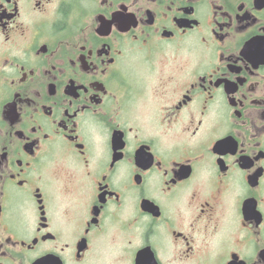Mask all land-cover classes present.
Listing matches in <instances>:
<instances>
[{
	"label": "flooded vegetation",
	"instance_id": "af4514ba",
	"mask_svg": "<svg viewBox=\"0 0 264 264\" xmlns=\"http://www.w3.org/2000/svg\"><path fill=\"white\" fill-rule=\"evenodd\" d=\"M0 264H264V0H0Z\"/></svg>",
	"mask_w": 264,
	"mask_h": 264
}]
</instances>
